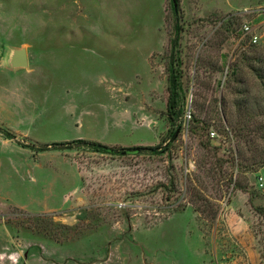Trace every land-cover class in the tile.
Instances as JSON below:
<instances>
[{"label":"rangeland","instance_id":"rangeland-1","mask_svg":"<svg viewBox=\"0 0 264 264\" xmlns=\"http://www.w3.org/2000/svg\"><path fill=\"white\" fill-rule=\"evenodd\" d=\"M0 128V264H264V0H0Z\"/></svg>","mask_w":264,"mask_h":264},{"label":"trees","instance_id":"trees-1","mask_svg":"<svg viewBox=\"0 0 264 264\" xmlns=\"http://www.w3.org/2000/svg\"><path fill=\"white\" fill-rule=\"evenodd\" d=\"M176 44V41L175 43ZM170 91H171V95H170V99H169V103H168V109H169V112H172L173 109H174V104H175V81H171L170 80ZM173 114L171 113V116ZM0 133L2 135H4L5 137L7 138H10V139H16V136L14 134H12L11 132L5 130V129H2L0 128ZM82 143H85V144H88L92 147H94L95 149L101 151V152H107V153H117L116 151L108 148L107 146H104V145H100V144H94V143H87V142H82ZM63 143H53L51 144L50 146L47 144L45 146H41V147H36V146H32V149L36 150V151H45L47 150L49 147H63ZM134 151H137V152H142V151H150V152H157V149H154V148H142V147H138V148H134Z\"/></svg>","mask_w":264,"mask_h":264},{"label":"water","instance_id":"water-1","mask_svg":"<svg viewBox=\"0 0 264 264\" xmlns=\"http://www.w3.org/2000/svg\"><path fill=\"white\" fill-rule=\"evenodd\" d=\"M174 4L176 5V0H173ZM178 133L175 134V137L177 136Z\"/></svg>","mask_w":264,"mask_h":264},{"label":"built area","instance_id":"built-area-1","mask_svg":"<svg viewBox=\"0 0 264 264\" xmlns=\"http://www.w3.org/2000/svg\"><path fill=\"white\" fill-rule=\"evenodd\" d=\"M214 136V134H212Z\"/></svg>","mask_w":264,"mask_h":264}]
</instances>
